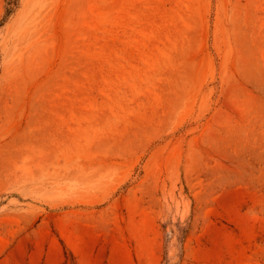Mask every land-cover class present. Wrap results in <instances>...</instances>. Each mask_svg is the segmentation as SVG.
Listing matches in <instances>:
<instances>
[{
  "label": "rangeland",
  "instance_id": "374dc122",
  "mask_svg": "<svg viewBox=\"0 0 264 264\" xmlns=\"http://www.w3.org/2000/svg\"><path fill=\"white\" fill-rule=\"evenodd\" d=\"M0 264H264V0H0Z\"/></svg>",
  "mask_w": 264,
  "mask_h": 264
}]
</instances>
